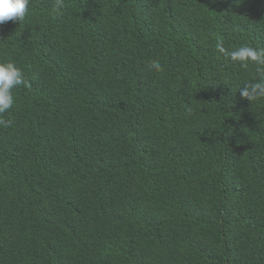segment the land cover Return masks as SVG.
Listing matches in <instances>:
<instances>
[{"label":"trees","instance_id":"16d2710c","mask_svg":"<svg viewBox=\"0 0 264 264\" xmlns=\"http://www.w3.org/2000/svg\"><path fill=\"white\" fill-rule=\"evenodd\" d=\"M218 39L264 48V0H29L0 25L26 80L0 264H264V98Z\"/></svg>","mask_w":264,"mask_h":264},{"label":"clouds","instance_id":"9594fccd","mask_svg":"<svg viewBox=\"0 0 264 264\" xmlns=\"http://www.w3.org/2000/svg\"><path fill=\"white\" fill-rule=\"evenodd\" d=\"M29 0H0V25L9 21H21L25 18ZM63 8V0H56V9ZM216 50L219 54L239 64L241 68L248 69L254 66L256 80L240 87V95L250 102L264 98V48H254L242 45L235 49H226L222 40L216 41ZM151 69L163 71L158 60H153ZM26 85L25 75L14 62H0V115L8 112L14 105L13 88ZM0 126L8 127L10 122L0 120Z\"/></svg>","mask_w":264,"mask_h":264}]
</instances>
